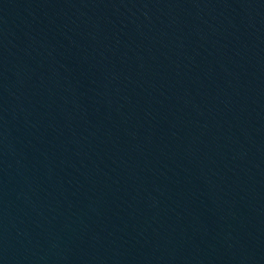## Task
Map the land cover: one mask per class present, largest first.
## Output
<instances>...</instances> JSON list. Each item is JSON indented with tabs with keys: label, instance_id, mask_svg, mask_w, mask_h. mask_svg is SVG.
<instances>
[{
	"label": "water",
	"instance_id": "95a60500",
	"mask_svg": "<svg viewBox=\"0 0 264 264\" xmlns=\"http://www.w3.org/2000/svg\"><path fill=\"white\" fill-rule=\"evenodd\" d=\"M0 264H264V196L63 0H0Z\"/></svg>",
	"mask_w": 264,
	"mask_h": 264
}]
</instances>
